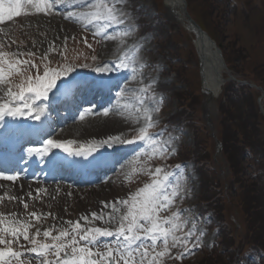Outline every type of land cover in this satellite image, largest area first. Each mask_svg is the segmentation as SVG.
<instances>
[{
    "label": "rangeland",
    "instance_id": "obj_1",
    "mask_svg": "<svg viewBox=\"0 0 264 264\" xmlns=\"http://www.w3.org/2000/svg\"><path fill=\"white\" fill-rule=\"evenodd\" d=\"M9 2L10 0H5L6 4ZM165 3V0H123L118 5L123 23L105 24L108 34H117L116 40H106L103 35L93 36L96 26L84 27L83 22L66 19V11L82 10L70 3L61 5L62 10L53 8L47 12H36L33 7L26 5L19 16L0 21V51L6 53L4 59L12 63L28 60L38 66L31 68L30 65L21 63L17 65L21 73L12 70L8 79L14 91L19 90L16 85L20 83L26 87L27 77L31 75L34 79L47 66L50 70L71 66L73 71L69 75L74 76L69 79L70 82L87 74H99L94 69L104 66L105 63L108 64L109 71L124 69L127 75L131 73L130 82L135 86V89L122 93L125 100L118 101L115 110L113 107L97 110L102 97L91 103L86 97L85 100L78 101L79 107L97 112V118L93 116V122L102 129L100 135L106 134L104 140L119 137V140L110 142V145L122 147L120 153L135 149L120 161L115 171L100 182L86 186L28 180L23 177H18L15 181L0 178V197L5 194L16 197L14 200L5 197L0 201V212L18 213L21 219L31 212L37 213L39 220L29 218L32 225L29 235L34 237L36 230L40 229V235L36 237L40 243L53 242L51 238L43 236L46 229L51 230L53 236L59 230H70L68 221L73 224L79 221L82 227L111 230L117 226L115 222H108L109 214L113 213L112 205L115 204L121 210L120 213H113L119 216L126 211V206L118 201L128 199L156 178L152 175L155 168L161 167L169 171L167 166L174 164L179 169L173 171L168 191H171L172 184H178V194L169 210L161 215L168 216L171 212L181 210L183 218L189 221V226L191 222H195L196 231L188 240L187 250L179 245L172 248L163 264H197L204 261L203 252L209 254L210 251L224 256L227 264H264V256L260 255L257 260L251 257L256 250L250 249L249 245L239 254L237 249L229 246L225 248L224 243L220 244L226 236L221 228L229 231L235 227L237 233L234 234H239L244 231L245 224L243 225L240 214L227 206L222 207L219 222L202 201L206 190L200 185L202 175L211 179L216 174L219 187H223L220 193L230 196H225L226 201L231 203L238 199V193L235 194L234 189L228 190L232 174L223 147L217 152V141L221 144V133L225 128L226 132L235 134L239 142L241 129L238 128L241 124L246 125L248 133H254L255 126L248 123L252 124L255 114L261 118L264 127V116L257 104V98L262 91L253 88L252 101L248 99L244 103L225 101L223 93L213 98V101H207V96L201 92L199 57L193 43L194 34L186 29L184 18L180 22L172 17ZM186 10L220 46L230 74L236 79L261 86L264 92V0H186ZM122 32L128 34L121 36ZM13 53L17 55L14 56ZM93 56L96 57L95 60ZM122 56L130 58L126 60L129 64L127 68L117 67L120 63L118 58ZM0 66L6 72L9 71L7 64ZM225 72L223 69L222 74L226 77ZM147 85H151V88L147 92L141 91ZM8 86L0 84V96H3ZM58 89L60 87L53 88L47 98ZM47 98L40 97L31 101H45ZM221 103L227 113L226 117L221 111ZM68 107L78 111V105ZM105 109L109 110L107 116L103 114ZM145 109L153 121V126L148 129L153 134V140H137L140 144L123 143L124 140H132L139 135V129L146 125ZM68 111L63 110L61 114L67 120ZM60 112L59 110L58 113ZM89 116L90 114H85V120L82 119L80 125L72 126L68 131L59 127L48 139L72 140L77 147L84 145L83 134L92 131V121L86 120ZM52 118L56 121L58 117L52 115ZM149 146L151 150L147 149ZM161 149H164L163 154ZM54 150L55 148L49 152L53 153ZM197 151L200 155L207 154L208 160H197V164L194 160L197 156L194 152ZM49 152L44 155L45 159ZM261 162L262 158H255L251 150L243 151V177L255 179V174L261 175L264 172ZM210 190L213 194L214 190ZM24 203H27V209L24 208ZM93 212L104 218L94 219L91 215ZM82 217L88 219H81ZM230 218L234 219L231 225L228 224ZM111 238L114 237L109 240L107 237H100L94 250L98 248L104 251L105 241L111 242ZM12 247L25 253L21 258L24 264H43V257L26 251L32 245L22 237ZM161 249L162 244L158 242L157 250ZM53 258V253L49 252L48 259ZM238 259L240 262H236ZM208 263L210 260L203 262Z\"/></svg>",
    "mask_w": 264,
    "mask_h": 264
},
{
    "label": "snow or ice",
    "instance_id": "obj_2",
    "mask_svg": "<svg viewBox=\"0 0 264 264\" xmlns=\"http://www.w3.org/2000/svg\"><path fill=\"white\" fill-rule=\"evenodd\" d=\"M55 3L62 5L70 3L75 8L82 9L80 11H66L65 18L83 22L84 27L96 26L93 36L103 35L106 40L117 39L116 33L108 34L105 31V24L123 23L122 14L118 7L123 3V0H54V2H49V0H10L7 4L5 0H0V21L11 20L13 16H19L26 5L33 7L36 12H47L55 7ZM127 34L126 32L120 33L121 36ZM85 42H87L86 38ZM89 47L91 46L89 45ZM13 55L17 54L13 53ZM5 56L6 53L0 51V65L7 64L9 70L6 72L4 67L0 66V84L9 85L3 96H0V120H3L5 116H32L33 110L35 111L34 118L39 120L45 112V108L34 109L33 103L30 101L40 97L47 98L48 93L57 86V81L61 77L68 76L73 68L65 66L60 69L49 70L46 67L42 76L37 74L33 79L29 75L27 86L25 87L23 83H20L16 85L19 90L14 91L8 79L12 75V70L21 73V69L17 67L21 63L30 65L31 68L38 66L28 60H17L12 63L5 60ZM95 59L96 57L93 56V60ZM118 59L120 63L117 67L127 68L129 66L126 60L130 58L127 56ZM87 66L84 65V67ZM94 70L98 73H104L110 69L105 63L104 66H97ZM150 88L151 85H147L141 91L147 92ZM84 114L83 112L80 114L81 119L84 118ZM103 114L107 116L109 110L105 109ZM145 119L146 125L139 129V135L133 137L132 140H124L123 143L133 144L137 140H153V134L148 131L153 126V121L147 109H145ZM119 139V137H109L103 143L110 144V142ZM73 143L72 140L47 139L43 141L42 147L31 148L29 153L44 156L53 148H63L64 151L72 155H81L84 151L83 146L69 147ZM94 150V148L88 149L89 152ZM160 151L161 154L164 153V149ZM152 175L156 178L150 184L140 188L128 199L118 201V203L126 206V211L116 216L113 213H120L121 210L115 204L112 205L113 213L109 214L108 222H115L117 226L111 230L102 227H82L79 221L74 224L72 221H68L67 223L71 226L70 230L68 228L59 230L58 234L53 236L52 231L46 229L43 231V236L51 238L53 242L40 243L38 239L29 235V229L32 227L29 218L39 220L40 217L37 213L31 212L27 217L21 219L18 213L0 212V245H5V247H0V264H13V258H15V264H24L21 258L25 253L14 250L12 247V244L18 243L21 237L32 245L26 251L43 257V264H163L164 258L170 255L172 248L179 245L187 250L188 240L196 231L195 222H191L189 226V221L183 218L181 210L171 212L168 216L161 215L173 205L179 185L172 184L171 191H168L169 177L172 174L161 167L155 168ZM18 176L19 173L5 175L4 172L0 171V178L9 181H15ZM5 197L10 200L16 199V197L5 194L4 197H0V201ZM24 208H28L27 203H24ZM91 215L94 219L104 218L95 212ZM81 219L87 220L88 218L82 217ZM186 226L187 231H185ZM34 235L39 237L40 229H37ZM6 236L11 238L8 239ZM100 237H114L113 241L103 245L104 251H100L98 248L94 250V245L99 243ZM81 242L84 243L81 244ZM158 242L162 244L161 250H157ZM49 252L53 253V259H48Z\"/></svg>",
    "mask_w": 264,
    "mask_h": 264
},
{
    "label": "trees",
    "instance_id": "obj_3",
    "mask_svg": "<svg viewBox=\"0 0 264 264\" xmlns=\"http://www.w3.org/2000/svg\"><path fill=\"white\" fill-rule=\"evenodd\" d=\"M230 90H232L231 93H229ZM251 93H253V88L245 84L242 85L231 81L225 85L223 99L225 101L233 100L234 102L242 101V103H244L245 100L248 99L252 101L253 98ZM221 111L223 112V116L227 114L224 112L223 103H221ZM226 116L227 115H225V117ZM231 119L232 118H229V120ZM222 123L225 124L224 121ZM248 125H254L255 132L248 133L245 129L246 125L244 126L241 124L240 128L237 127L238 129H241V139L239 138V142L235 137V134L226 132L225 128H223L221 133L222 136L220 138L223 153L225 154V158L228 161L232 174L231 180L228 182V190L231 191L234 189L235 194L238 193V199L232 200L231 203H228V200L226 201L225 196L227 198H230V196L220 193L221 190H223V187H219L220 183L215 178L216 174H214L211 179L202 175V179L200 180L201 188L206 190V193L202 196V201L206 203L208 209L211 213H214L219 222V216L222 212V207L224 206H227L228 209L233 211L235 210L240 214L243 225L245 224L244 231L239 234H234L235 227L230 228L227 225V227L230 228L229 231H225L221 228V232H225L226 236H224L223 241L221 240L220 242L221 245L224 243L225 248L229 246L235 250L237 249L239 254H242V252L246 249V245H249L251 247L250 249L256 250L255 252L257 253L264 252V172H262L261 175L256 176L255 179L244 178V170L241 165L242 153L243 151L249 149L254 153L255 158L256 156L262 158L261 165L262 170H264V127L262 125L261 118L257 114L253 116L252 124L248 123ZM194 153L197 155L195 156L196 159H194L196 163L198 162L197 160H208L206 158L207 154L203 153L200 155L198 154V151L197 153ZM198 155H200V157ZM208 166L209 168H212V166ZM200 173L202 172L200 171ZM210 188L214 190L213 194L212 192L210 193ZM232 220L234 219L230 218L228 220V224L231 225ZM238 257L239 255L237 258ZM202 259H204V261H199L197 264H203V262H207L209 260L210 263L208 264H227L225 261L226 258L214 251H210L209 254L207 252H203Z\"/></svg>",
    "mask_w": 264,
    "mask_h": 264
},
{
    "label": "bare ground",
    "instance_id": "obj_4",
    "mask_svg": "<svg viewBox=\"0 0 264 264\" xmlns=\"http://www.w3.org/2000/svg\"><path fill=\"white\" fill-rule=\"evenodd\" d=\"M165 2H166L165 3L166 8L168 9V11L172 15V17L174 19H177L180 22H183L184 8H183V5L180 3V0H165ZM55 4L62 5L60 3H55ZM183 23L186 24V22H183ZM204 73H205L204 78L206 79V83L209 85L210 88L214 89V86L212 83V78H213L212 76L213 75H212L211 71L209 70L208 66H206V64L204 65ZM130 75H131V73L129 75H127V72L124 69H122V70L118 69V70H113V71H109V72L99 73L97 75L94 73L90 76L92 78V80L87 81L86 83H82L79 81H74V82L70 83L69 87H64L60 92H58V95L60 97L58 96L55 99H59V101H60L59 106L61 108L64 104V99H65L64 93L67 92L68 90L71 92V94H75L76 91L78 89H80L81 93L84 94L83 97H85V94L88 93L87 86H89L88 85L89 82H92L93 80L98 79L100 82H104L103 84L106 85L107 87L110 86L112 91L114 92L109 96V99H108V101H110L111 104L109 105L108 102L105 101L99 106V110H103L104 107H106V108H112L113 107V109L115 110L116 105L118 104V101H124L125 100V97L122 95V93L126 92L127 90L129 91L130 89H135V86H133V84L130 82V80H131V78L129 77ZM92 92H93V94H92ZM92 92L91 93L89 92L88 95L92 94L93 99L96 98L100 93H104L105 95L106 94L108 95L107 89H104L102 86H96V88L93 89ZM55 99H53V102ZM51 103H52V101L48 102V104H51ZM33 107H34V105H33ZM38 107H41V106H38ZM38 107H35V108H38ZM51 113L52 112H51L49 107H48V109L45 108V112L41 115L39 120L34 118V116H35V114H34L31 118H29V121L33 122L34 128H38L39 130H44V127L47 126L51 122L50 121V114ZM96 113L97 112L87 113V114H90V116L87 117L86 120L88 119L89 122L92 121V124H90L92 127V131L84 133L83 134L84 137L83 136L82 137L85 138V144L84 145H82V144L78 145V147L83 146L84 151L82 152V154L79 156L72 155L69 152L64 151L63 148H59L56 150V154H55L56 158H58V157L61 158V160H63L66 164L71 162L69 160L70 158H73V157L77 158L78 161L76 164L72 165L73 168H79V166H78L79 164H82V166H83V164H86V165H89L90 167H94V168H105L104 167L105 159L108 156H111L113 153L117 152L119 147L116 144L106 145V144L102 143L103 141H105L107 139L104 140V138L106 137V134L105 135L99 134L100 131H102V129L98 125H96L95 122H93L94 117L97 116ZM80 114L81 113H78L75 115L72 114L71 121L61 120V124L64 125V129L66 128V131H68L72 126H75L77 124L78 125L81 124L82 119L81 120L78 119V118H80ZM91 114H93V115H91ZM5 117H7V116H5ZM76 119H78V121L74 122ZM0 125L1 126L5 125L4 119L0 120ZM125 125H126V123L123 124V126H125ZM55 131H56V129H55ZM44 138H45V136L43 137V139ZM99 143H101V144H99ZM37 147H40V146L38 145ZM69 147L78 148L75 144H72ZM89 148H94L95 150L92 152H89L88 151ZM32 159H33V156H32ZM78 175L80 178V182L84 183L86 181V177L89 176V170L88 169H79L76 173V177ZM18 193L20 194V192H18Z\"/></svg>",
    "mask_w": 264,
    "mask_h": 264
},
{
    "label": "water",
    "instance_id": "obj_5",
    "mask_svg": "<svg viewBox=\"0 0 264 264\" xmlns=\"http://www.w3.org/2000/svg\"><path fill=\"white\" fill-rule=\"evenodd\" d=\"M188 20L190 22V27H192L193 31L196 34V40L194 41L196 46V51L200 57L201 68L204 64L208 66L209 70L214 74V80L218 85L224 83L227 79L219 78L220 68H225V64L222 58V53L219 47L215 44V42L209 37V35L201 29V27L193 21L189 16ZM200 68L201 76L203 78V72ZM228 79L233 78V76L227 72ZM205 88V87H204ZM206 89V88H205ZM259 105L261 106V101L258 99ZM219 148V145H218Z\"/></svg>",
    "mask_w": 264,
    "mask_h": 264
}]
</instances>
